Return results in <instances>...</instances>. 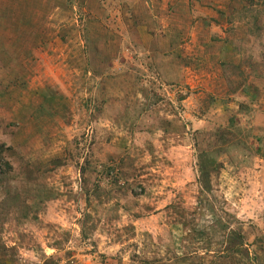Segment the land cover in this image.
Returning a JSON list of instances; mask_svg holds the SVG:
<instances>
[{"label": "rangeland", "instance_id": "374dc122", "mask_svg": "<svg viewBox=\"0 0 264 264\" xmlns=\"http://www.w3.org/2000/svg\"><path fill=\"white\" fill-rule=\"evenodd\" d=\"M0 264H264V0H0Z\"/></svg>", "mask_w": 264, "mask_h": 264}, {"label": "trees", "instance_id": "16d2710c", "mask_svg": "<svg viewBox=\"0 0 264 264\" xmlns=\"http://www.w3.org/2000/svg\"><path fill=\"white\" fill-rule=\"evenodd\" d=\"M7 167L8 169L11 168L10 164L6 162L4 157H2V153H0V172H3V167Z\"/></svg>", "mask_w": 264, "mask_h": 264}]
</instances>
